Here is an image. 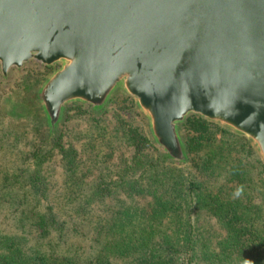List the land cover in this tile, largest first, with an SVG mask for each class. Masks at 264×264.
I'll return each mask as SVG.
<instances>
[{"label":"trees","instance_id":"1","mask_svg":"<svg viewBox=\"0 0 264 264\" xmlns=\"http://www.w3.org/2000/svg\"><path fill=\"white\" fill-rule=\"evenodd\" d=\"M92 117V129L81 130L83 157L60 130L40 131L25 151L37 160L36 176L51 150L60 152L66 191L53 197L56 210L42 209L45 196L29 197L35 175L23 185L0 182V264H264V161L245 136L189 115L181 126L186 166L117 111L112 127ZM30 225L38 246L51 248L25 252ZM63 237L80 241L85 254L54 252Z\"/></svg>","mask_w":264,"mask_h":264},{"label":"water","instance_id":"2","mask_svg":"<svg viewBox=\"0 0 264 264\" xmlns=\"http://www.w3.org/2000/svg\"><path fill=\"white\" fill-rule=\"evenodd\" d=\"M56 68L37 101L48 130L68 103L134 98L154 143L188 162L191 114L245 136L264 161V0H0V70Z\"/></svg>","mask_w":264,"mask_h":264},{"label":"rangeland","instance_id":"3","mask_svg":"<svg viewBox=\"0 0 264 264\" xmlns=\"http://www.w3.org/2000/svg\"><path fill=\"white\" fill-rule=\"evenodd\" d=\"M55 68L56 66H45L38 61L30 60L20 68H10L6 76H3L0 70V182H3V180H7L8 182V180L11 179L13 184L20 183L23 185V183L26 184L28 175H35L33 171L36 167L35 162L37 160L30 162L32 156H27L25 151L32 148L33 142L38 143L39 137L37 134L40 133V131H44V129L48 131L45 116L36 98V91L41 82ZM130 99L134 101V98L128 93L121 89H117L106 105L100 110L94 111L90 105L79 102L68 103L64 109L59 126L52 134L57 133L58 130L66 133V141L67 139H71L73 141L72 143H74L78 149L80 156L83 157L84 150L81 146V142L83 141L82 134L85 130L83 132H81V130L92 129V116L94 115L97 118L102 117L105 121L110 122L109 127H112L114 123L113 112L117 111L119 114H122L126 120H132L134 124H140L147 130V120L137 109L135 101L133 102V109L129 110L131 106ZM75 103L80 104L81 107L76 108V106H74ZM69 106L72 108L68 112L67 121H64V114L67 108L69 109ZM90 110H92L93 113H90ZM181 126L180 132L183 136ZM33 151L35 152V150ZM131 154L132 150H127V157H130ZM243 157L250 160L246 155ZM115 158L114 156V159ZM42 163L43 173L40 172V175H35L32 178L37 182V185L28 179L30 184L28 182V186H25V188L27 189L29 197H46L45 202H41L42 204L39 203L42 209L47 210L49 206H53L54 210H56L57 207L53 205L55 203L53 197L58 195L61 191H66L65 189H59L64 179L61 168L60 152L56 148H53L51 150V156L45 159L44 162L42 161ZM183 165L188 166L189 162ZM42 181L44 183L43 189L39 185ZM12 185L10 186L11 188L13 187ZM30 185L36 186L38 189L35 190ZM32 205L33 203H30L28 207ZM1 208L5 209L2 204ZM35 211L36 210H31L27 213L30 219H32V213ZM4 227V222L0 220V228ZM29 227L32 229L29 230L27 239H25L22 246L26 253L33 249L35 250V248L40 250L51 248V243L45 244L46 240L38 246L37 242L40 232L39 230L34 231L32 225ZM52 240L56 241L54 237H52ZM61 240L59 246L55 244V246L52 247L54 248V252L76 253L73 250H75V248L77 249V247H81L80 250L85 254L86 246L84 245L83 250L82 246H78L81 242L77 239L63 237ZM56 243H58V241H56ZM81 251L79 252L81 253Z\"/></svg>","mask_w":264,"mask_h":264}]
</instances>
